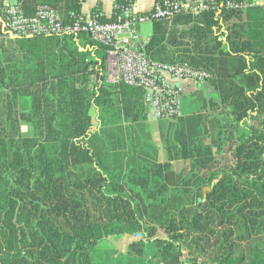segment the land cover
<instances>
[{"label":"trees","instance_id":"trees-1","mask_svg":"<svg viewBox=\"0 0 264 264\" xmlns=\"http://www.w3.org/2000/svg\"><path fill=\"white\" fill-rule=\"evenodd\" d=\"M152 23L149 59L214 76L183 118L160 121L164 164L140 140L127 146L144 92L108 83L106 47L0 29V264H264V4ZM228 142L234 164L217 168ZM123 236L127 252L99 248Z\"/></svg>","mask_w":264,"mask_h":264},{"label":"built area","instance_id":"built-area-1","mask_svg":"<svg viewBox=\"0 0 264 264\" xmlns=\"http://www.w3.org/2000/svg\"><path fill=\"white\" fill-rule=\"evenodd\" d=\"M255 4L257 0H229L223 5L218 0H161L150 12L138 13L136 0H124L117 5L111 21H105L99 12L90 16L74 12L66 21L59 10L50 5H40L34 15H27L23 2L15 0L3 6L1 35L11 39L85 35L107 49L108 83L141 88L149 121H176L184 117L185 89L207 83L214 76L188 62L165 63L149 59L140 27L155 20H171L182 14L221 8L245 11Z\"/></svg>","mask_w":264,"mask_h":264},{"label":"crops","instance_id":"crops-1","mask_svg":"<svg viewBox=\"0 0 264 264\" xmlns=\"http://www.w3.org/2000/svg\"><path fill=\"white\" fill-rule=\"evenodd\" d=\"M3 1L2 5L0 7V29L2 31V24H3V13L2 9L3 6L5 5L6 2H15V0H0ZM124 0H82L81 2V7H80V14L84 16H90L95 12H99L102 14L104 20H112L115 17L116 14V7L119 3L123 2ZM161 1V0H136V10L138 13H148L150 12L155 3ZM258 4L263 5L264 0H257ZM23 2V7L28 15H34L36 12V9L40 5H50L56 9L59 10L61 13V16L64 20H69L70 14L74 13L73 9V0H21ZM152 36V35H151ZM151 38V37H150ZM49 39V38H48ZM150 39H148L146 42L148 43ZM76 47L81 52H86V51H91L93 52V49L90 48L89 46V40L85 39H78L75 42ZM14 51V49L12 50ZM18 52V51H14ZM21 56L22 54L20 51L18 52ZM22 59V58H21ZM43 59V58H41ZM44 60H46L44 58ZM55 60V59H52ZM56 64H60V62H57ZM115 85V84H112ZM205 85L197 86V87H187L185 89V101H189L190 99H194L195 94L201 90V88ZM194 88V89H193ZM143 104L145 107V114H146V119L143 121H139L137 123H124L126 132L129 134L130 137L127 141V146L130 145L131 142H134L136 144L137 140H140V147L142 149H148L147 151L150 152L149 150H152L154 154V150H156V155L158 158V162L160 163H168L167 159V152L165 149V144L163 142V136H166V130L162 129V125L160 121H149L147 119V107L145 104L144 100V95H143ZM90 117L92 119V124L95 127L99 126L98 123V112L95 107H92L90 110ZM187 116V115H186ZM128 129V130H127ZM130 129V130H129ZM170 135V134H169ZM210 144V142H208ZM124 152L130 153V149L127 148L126 150H123ZM137 154H140L138 149L135 151ZM154 156V155H153ZM180 164V169H178V165ZM173 169L176 172H180L182 167L185 166V162L181 161H176L172 163Z\"/></svg>","mask_w":264,"mask_h":264},{"label":"rangeland","instance_id":"rangeland-1","mask_svg":"<svg viewBox=\"0 0 264 264\" xmlns=\"http://www.w3.org/2000/svg\"><path fill=\"white\" fill-rule=\"evenodd\" d=\"M140 32L141 35L144 39V41H147L148 39H150L152 32H153V23L152 22H147L145 24H143L140 27ZM7 46L10 47V49L13 46V42L11 41H7ZM42 46V43H41ZM205 85V84H203ZM208 85V86H207ZM205 85L207 88V90L205 91V95H209V93L213 92L214 86L211 84V82L209 84ZM199 87L201 86V84L199 85H195L194 87ZM194 89V88H193ZM208 97V96H207ZM183 101H185V94H183ZM229 112V110L223 106L220 105L219 108L215 109V111H212L213 116L219 115L220 117H222V119L225 121V123H227L228 121V117H227V113ZM22 132L23 135L26 137H31L34 135L33 133V128L31 127V125L27 124V123H22ZM208 142H211V140L209 139ZM232 146H231V142H228L226 145V151L223 152L222 154H220L219 152H216V158H217V165H214L217 168H221V167H225L228 165H233L234 164V160H233V153H232ZM217 151V149H216ZM178 169H180V164L177 166ZM134 241V239H132V237L130 236H123V237H113V238H109L106 239L104 242H102L99 245L100 249H117L120 250L122 252H127L128 248H129V244L132 243ZM186 253V251H185ZM189 259V258H187Z\"/></svg>","mask_w":264,"mask_h":264}]
</instances>
